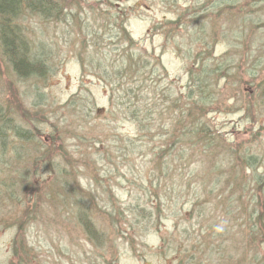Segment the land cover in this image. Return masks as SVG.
I'll return each mask as SVG.
<instances>
[{
	"label": "rangeland",
	"instance_id": "374dc122",
	"mask_svg": "<svg viewBox=\"0 0 264 264\" xmlns=\"http://www.w3.org/2000/svg\"><path fill=\"white\" fill-rule=\"evenodd\" d=\"M187 1L59 0L65 19L44 21L32 14L21 22L29 41L45 53L48 71L40 78H20L0 56V110L8 108L21 126H36L37 140L50 148L45 159L66 169L65 185L73 194L65 187V201L48 199L54 176L36 163L34 144L16 139L5 152L0 149V264H264L263 238L249 236L235 202L233 212L225 214L226 199H236L240 192L233 188L230 193L222 181L232 177L225 171L235 158L225 150L229 144L238 157L246 150L260 163L256 172L237 166L238 176H264V0H237L233 13L229 9L220 15L209 9L215 0H201L204 6L196 16L191 19L184 11L181 27L165 28L179 4ZM118 9L124 11L126 29L120 40L130 37L133 53L148 62L139 78L144 80L136 81L142 83L139 88L152 112L144 136L119 105L129 94L117 81L128 84L132 77L120 79L109 68L122 56L115 49L114 26L111 33V24L104 21ZM93 42L99 46L93 47ZM93 57L108 67L107 74L89 61ZM217 63H229L228 71L216 74L212 69ZM201 66L210 71L206 91L213 98L201 121L221 142L206 154H214L224 170L216 185L214 174L205 171L209 168L201 159L204 153L178 160L176 145L169 142L168 147V137L162 135L177 133L175 118L185 104L179 93L192 85L191 76L199 74ZM106 84L113 86L111 99ZM166 94L167 99L162 97ZM154 156L161 157L159 168L169 166L158 183V168L151 169ZM199 173L207 174L205 186ZM23 175L27 182L21 180ZM38 175L43 178L39 183ZM190 180L192 188L185 191ZM30 183L42 189L37 219L22 199ZM110 194L116 198L111 205L122 209L124 223L113 236L109 233L110 242L100 251L85 239L67 209L77 199L93 214L97 207L109 211ZM30 195L34 198V192ZM136 197L148 213L138 224L126 206ZM220 199L223 204L216 205ZM92 219L99 229H108L95 215ZM125 233L124 239L120 234ZM112 237L115 245L108 250ZM182 241L188 253L178 255L174 247L184 245Z\"/></svg>",
	"mask_w": 264,
	"mask_h": 264
},
{
	"label": "trees",
	"instance_id": "16d2710c",
	"mask_svg": "<svg viewBox=\"0 0 264 264\" xmlns=\"http://www.w3.org/2000/svg\"><path fill=\"white\" fill-rule=\"evenodd\" d=\"M200 1L201 0H189L183 4H179L180 10L175 13L174 19L165 23V28H169V25L174 24L176 25L175 28H179L181 27V22L186 15H188L191 19L193 16H196V11L202 10L204 6L199 4ZM237 4V0H215V3H212L211 6L208 7L211 12L215 11L217 15H220L221 13L227 12L229 9V13H233L232 10ZM184 11L189 12L183 16ZM246 12L247 11L245 10L244 15ZM32 14L44 21L63 20L66 18L65 12L62 10L59 0H0V56L4 57L8 61L13 71L20 78H28L30 76L40 78L43 77L48 71L45 53L35 47V45L29 41L28 37L22 30L23 26L21 22L25 20V17ZM123 15L124 11L118 9L116 10L114 16H109L106 18L107 20L105 19L104 21L106 23L109 22L108 24H111L109 27L106 26L107 28H110L111 33H113L112 26H114V34L118 38L115 49L117 50V55L122 56L112 61V63H109L112 64L109 68H111L112 74L120 79L126 77L130 78V76L132 77L130 78L131 82L128 84L122 85L123 83L120 80L117 81V87L122 89L125 95L129 94L128 98L126 99L123 98L124 95H122L123 100H119V105L123 107L124 115L129 116L131 121L136 125L138 133L144 136L150 123L153 121L152 118H150V114L152 112L151 108L147 106L144 95L139 88L142 83L139 84L136 83V81L144 80V77L142 79L139 78L143 75V73H145V71H147L146 66L148 65V62L140 53H133L131 50L133 47V41L130 37H127L126 41L123 39L122 41L120 40V33H122L121 31L126 32L122 21ZM94 37L96 39L99 38L97 33ZM92 44V46L95 48L99 46L95 42ZM30 46L32 48H30ZM102 53L104 54L105 52ZM89 61L92 64L94 63L93 65L97 66L99 71L104 68V72L106 74L108 73V67L104 66V64L99 61L98 58L93 57ZM199 62L200 60H196L195 63L198 64ZM224 64H227V67L230 65L229 63ZM201 67L202 71L200 70L199 74L196 73L194 76H191L192 85L194 83L196 84L195 88L191 85L187 88L185 93H179V95L183 97L182 99H184L185 104L183 105V108L179 110V114L175 118L174 123H176L177 127L179 126L177 133L168 135L166 132H163L162 135L165 134V136L168 137V147L169 145L171 146L169 142L174 143L173 147L176 145V158L178 160H185V158H190L196 153H204L201 159L205 160L204 163H206L209 168L205 171L207 174H214L215 177H213L214 179L212 184L216 185L217 179L220 180L219 176L224 170H221V163L217 158L214 157V154L209 156V158L206 156V154L209 155L212 149L211 147L214 145L216 146V144L220 145L221 142L218 140L219 134L209 129V127L201 121V116H205L203 113L204 107L213 101L212 95L206 91L208 89H206L208 84L207 79L209 76H211V74L208 76V74L204 71L205 67ZM227 67L217 65L212 70L218 74L219 70L221 69L227 72ZM97 68H95V70H97ZM251 73L253 76L255 75L254 71H251ZM106 85L111 88V99L113 98V86H109V84ZM261 93L264 95V86H262ZM162 97L166 99L168 98L167 94ZM4 111L6 113H4ZM11 113L12 112L9 111L8 108L2 111L0 110V149L4 150L5 152L9 148L10 142L16 139L23 143L34 144L37 149L36 163L38 166H40L42 171H45L48 175L52 174L54 176L52 183L54 182L55 187L49 190L47 195L48 199L55 200L56 198H59V201H65L64 195H67L65 189V184L67 182L65 181L66 177L68 176V172H66L65 168L58 167L55 162L45 159L46 155H44V153L49 152L50 148H48L46 145H41V141L37 140V134L39 132L36 126L32 125L34 127L32 128L31 126H27L29 123L22 126L17 124ZM215 136H217V138ZM187 149L191 151L187 152ZM225 150H228V152L231 151L235 158L233 164L227 165L225 170L226 173L230 174L232 177L222 181H224V184L228 186L230 193H232L233 188H238V192H240L236 199L232 195L226 199V203L228 202V204L225 206V214L228 215L233 212V202H235V210H238V212L244 216V221H246L245 224L247 226V230L249 231V236L263 238L264 242V176L254 173L251 177L246 176V178L249 179L247 181L246 178L244 180L241 175L238 176L236 173V171H238V168H236L237 166L241 167V169H243V166H245L247 170L248 168H251L252 171L256 172L259 170L258 167L260 166V163L257 157L254 154H251L249 151L245 150V152L242 153L243 155L238 157V155H236V153L238 154V151L236 148L232 147V145H227ZM60 155H62V152H60ZM157 157L158 158L154 156L156 163L153 161L151 169L154 171V167L158 168L157 173L153 172L156 174L155 178L157 179L158 183L160 180L159 176L167 175L169 166H163L159 168L157 162L161 157ZM262 165H264V162H262ZM206 173H199L201 175L197 176L202 186H205L204 183L206 184V181H209L205 178V176H207ZM36 177L38 178V183L43 179L40 175ZM55 177H58L59 180L55 179ZM21 180L27 182L28 178L23 175ZM56 181H58V184H56ZM59 183L61 185H59ZM30 184L31 185L28 187L30 192L23 195L22 199L26 201L27 204L31 205L30 213L32 215L35 214L33 217L37 219L38 215L41 213L37 206V199L41 197L40 193L42 189L34 186L32 183ZM66 188L70 194H73L68 186ZM191 188L192 186L190 180V182L187 181V183L184 185V189L187 191ZM25 189L26 186L24 187V191ZM219 189L220 187L217 189V191H220ZM32 192H34V198H32L33 196L30 195ZM208 193L211 192L208 190ZM112 197L111 194L107 195L106 197L107 201L110 203L109 211L102 210L101 208L97 207L95 210H98V212L93 214L90 210H88L84 203H80L81 201H78L77 199H74L73 201L71 200V208L67 209V215L69 214L68 217L70 216L72 219L74 218L76 220L77 225H79V227L82 229L85 239L96 250L98 249L100 251H104L105 246L110 242L109 233L110 236H113L117 230V227L119 225L121 227V224L124 223L121 207H118L117 205H111V202L116 200V198L112 199ZM200 197L202 198V195H200ZM195 198L198 201L197 195H195ZM134 200V202L130 201V203L126 204V206L136 217L134 224H138V221L143 220L144 215H148V213H144V203L141 202L138 197H136ZM17 201V203H21V200L17 199ZM218 204H223V200H218L216 205ZM93 215H95L98 220L101 219V223H104L108 229H99L96 221L92 219ZM30 219L34 220L33 218ZM120 236L125 239L127 234H120ZM114 238L115 237H112L113 243L110 244L108 250H111L114 247ZM187 249L188 248L184 242V245L180 244L179 246H175L174 252L178 255L186 254L188 253Z\"/></svg>",
	"mask_w": 264,
	"mask_h": 264
},
{
	"label": "bare ground",
	"instance_id": "6f19581e",
	"mask_svg": "<svg viewBox=\"0 0 264 264\" xmlns=\"http://www.w3.org/2000/svg\"><path fill=\"white\" fill-rule=\"evenodd\" d=\"M217 65L221 66V65H220V64H218V63H217ZM223 65H224V64H223ZM204 71H205L206 73H208V71H209V70H208V69H205ZM209 72H210V71H209ZM221 72H225V73H226V71H225V70H223V69H221ZM43 146H44V144H43Z\"/></svg>",
	"mask_w": 264,
	"mask_h": 264
}]
</instances>
